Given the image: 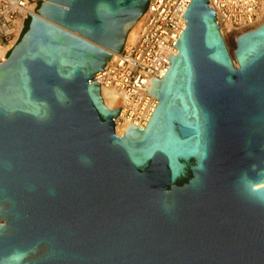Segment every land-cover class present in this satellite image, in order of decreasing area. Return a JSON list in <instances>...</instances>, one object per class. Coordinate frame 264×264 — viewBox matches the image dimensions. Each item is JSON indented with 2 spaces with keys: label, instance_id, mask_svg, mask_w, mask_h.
Masks as SVG:
<instances>
[{
  "label": "water",
  "instance_id": "95a60500",
  "mask_svg": "<svg viewBox=\"0 0 264 264\" xmlns=\"http://www.w3.org/2000/svg\"><path fill=\"white\" fill-rule=\"evenodd\" d=\"M149 2L40 1L0 63V264H264V23L231 53L192 0L119 137L93 79Z\"/></svg>",
  "mask_w": 264,
  "mask_h": 264
},
{
  "label": "built area",
  "instance_id": "2783aa9c",
  "mask_svg": "<svg viewBox=\"0 0 264 264\" xmlns=\"http://www.w3.org/2000/svg\"><path fill=\"white\" fill-rule=\"evenodd\" d=\"M223 27L236 38L264 21V0H212ZM37 0H0V63L5 62L25 34L38 7ZM192 0H154L140 24L136 39L110 59L103 85L117 92L114 109H121L124 126L144 128L153 116L158 99L147 93L153 78L162 79L177 56L175 45L186 29L183 18ZM31 15V16H30ZM105 83V84H104Z\"/></svg>",
  "mask_w": 264,
  "mask_h": 264
},
{
  "label": "bare ground",
  "instance_id": "6f19581e",
  "mask_svg": "<svg viewBox=\"0 0 264 264\" xmlns=\"http://www.w3.org/2000/svg\"><path fill=\"white\" fill-rule=\"evenodd\" d=\"M154 0H150V2H149V5H148V8H147V10H146V12L141 16V18L137 21V23L133 26V28L129 31V33H128V35H127V38H126V41H125V44H124V47H123V50L129 45V43H132V42H134L135 41V39H136V33H137V29H139V26H140V24L143 22V20L145 19V17H146V15H147V12H148V10H149V7H150V4L153 2ZM208 2H209V7L210 8H212L214 11H215V13H216V18H217V22H218V24H219V26H220V30H221V34H222V36H223V38L225 39V35L227 36H229V37H232L233 38V40H234V42H235V49H236V47H237V38H236V32H234L233 30H231V28H229V26L228 27H223L224 25H223V23H222V20H221V17L219 16V14L217 13V11H218V9L214 6V3H213V1L212 0H208ZM39 17V19H43V20H47V18H45V17H43V16H41V15H38ZM48 21V20H47ZM264 23V21H262V23L261 24H259V26L260 25H262ZM259 26H256L254 29H256V28H258ZM186 28H187V25H186ZM254 29H252V30H254ZM251 31V30H250ZM248 32V31H247ZM243 33H246V32H243ZM242 33V34H243ZM226 41V40H225ZM122 50V51H123ZM234 52H235V50H234ZM117 55H119L118 53H115V52H113L112 53V57L110 58V59H112V58H114V57H116ZM8 59V58H7ZM7 59L5 60V62L7 61ZM5 62H2V63H5ZM110 65V60H109V62L106 64V66H105V69L103 70V72H98V73H96L95 74V76H94V79H93V81L94 82H97V83H99L100 84V86H101V95H102V99H103V101H104V103H105V106L107 107V108H109L110 110H117V109H114V107H115V104H116V100H117V92H116V90H114V89H109V88H106L105 87V85H103V77L105 78L106 76H105V74H104V72H106V70H107V68H108V66ZM163 79V78H162ZM157 80H160V79H157ZM105 84V83H104ZM149 87H150V85H148V87H147V90L149 89ZM150 95V94H149ZM150 96H152V95H150ZM154 97V96H153ZM122 111H120V113H119V115L117 116V118L115 119V133L119 136V137H122V136H124V134L127 132V130H128V128H129V126H124V125H122L121 124V122H122ZM151 119V118H150ZM149 123V122H148ZM148 125V124H147ZM118 127H120V129L118 128ZM142 128V127H141ZM144 128H146V126L144 127ZM258 188H260V186H257L256 187V189H258Z\"/></svg>",
  "mask_w": 264,
  "mask_h": 264
},
{
  "label": "rangeland",
  "instance_id": "374dc122",
  "mask_svg": "<svg viewBox=\"0 0 264 264\" xmlns=\"http://www.w3.org/2000/svg\"><path fill=\"white\" fill-rule=\"evenodd\" d=\"M40 1H42V2H46V0H37V2H40ZM30 21V20H29ZM28 21V22H29ZM138 30V29H137ZM24 36V35H23ZM23 38V37H22ZM225 40H226V43H227V45H228V47H229V50H230V52L231 53H233L234 52V50H235V42H234V40H233V38L232 37H229L228 35L226 36L225 35ZM21 41V40H20ZM130 44V43H129ZM11 54V53H10ZM10 56V55H9ZM119 129H120V127H118Z\"/></svg>",
  "mask_w": 264,
  "mask_h": 264
},
{
  "label": "trees",
  "instance_id": "16d2710c",
  "mask_svg": "<svg viewBox=\"0 0 264 264\" xmlns=\"http://www.w3.org/2000/svg\"><path fill=\"white\" fill-rule=\"evenodd\" d=\"M30 23H31V21H29V22L27 23L25 33L29 30Z\"/></svg>",
  "mask_w": 264,
  "mask_h": 264
},
{
  "label": "flooded vegetation",
  "instance_id": "af4514ba",
  "mask_svg": "<svg viewBox=\"0 0 264 264\" xmlns=\"http://www.w3.org/2000/svg\"><path fill=\"white\" fill-rule=\"evenodd\" d=\"M31 21V20H30Z\"/></svg>",
  "mask_w": 264,
  "mask_h": 264
}]
</instances>
